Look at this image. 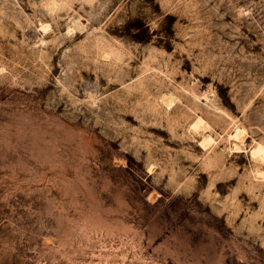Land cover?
<instances>
[{
  "label": "rangeland",
  "instance_id": "obj_1",
  "mask_svg": "<svg viewBox=\"0 0 264 264\" xmlns=\"http://www.w3.org/2000/svg\"><path fill=\"white\" fill-rule=\"evenodd\" d=\"M47 2L0 0V264H264V0Z\"/></svg>",
  "mask_w": 264,
  "mask_h": 264
},
{
  "label": "bare ground",
  "instance_id": "obj_2",
  "mask_svg": "<svg viewBox=\"0 0 264 264\" xmlns=\"http://www.w3.org/2000/svg\"><path fill=\"white\" fill-rule=\"evenodd\" d=\"M47 6L50 8L54 7L57 5V0H48L46 3ZM175 100V96L172 94H169L167 97H165L164 102L167 105H172V103ZM170 107V106H169ZM205 121V120H203ZM203 121L201 119V116L197 118L193 123L192 127L195 129H198V127L202 126ZM233 122V127L230 131L227 132L228 137L232 140V148L240 151V150H245V138L247 137V134L245 131L246 129L242 126V124L239 121H236L234 119H231ZM205 123V122H204ZM207 126V125H206ZM205 127V126H203ZM202 136V137H201ZM200 140H199V145L207 146L210 144L214 139L210 134H204L201 135ZM249 155L250 158L255 161L256 163H262L264 164V143L256 142V145L251 147L249 150ZM262 169V168H260ZM259 168L255 171L256 176L264 179V170H260Z\"/></svg>",
  "mask_w": 264,
  "mask_h": 264
}]
</instances>
